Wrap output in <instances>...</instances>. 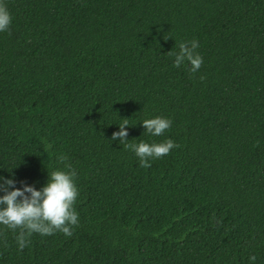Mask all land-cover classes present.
<instances>
[{
    "label": "trees",
    "instance_id": "16d2710c",
    "mask_svg": "<svg viewBox=\"0 0 264 264\" xmlns=\"http://www.w3.org/2000/svg\"><path fill=\"white\" fill-rule=\"evenodd\" d=\"M0 4V177L39 191L70 163L78 190L71 236L19 250L0 225V264H264V0ZM193 40L196 73L168 55ZM124 119L179 147L141 167Z\"/></svg>",
    "mask_w": 264,
    "mask_h": 264
},
{
    "label": "clouds",
    "instance_id": "9594fccd",
    "mask_svg": "<svg viewBox=\"0 0 264 264\" xmlns=\"http://www.w3.org/2000/svg\"><path fill=\"white\" fill-rule=\"evenodd\" d=\"M10 24L11 15L6 6L0 4V32L8 31ZM198 47L199 43L195 40L191 41L190 45L180 43L178 53H168L169 56L175 57L173 66L179 68L182 63L188 61L191 65L190 71L196 73L203 64L202 56L196 52ZM171 123V120L161 117L145 119L142 122L145 133L152 136L163 135L171 127ZM125 126H129L127 119L119 125L121 130L112 134V139L118 138L126 150L133 151L139 157L141 167H151L149 159L161 158L168 155L171 149L179 147L171 139L151 145L145 142L128 143ZM66 160V156L59 157L60 163ZM64 166L68 171L57 170L48 173V181L39 191L26 184L23 188H15L13 179L0 177V191L5 193L0 196V225L14 232L19 230L15 237L19 250H23L33 233L47 236L60 231L66 236H71L72 227L78 225V214L73 207L78 196L74 183L77 173L70 163H65ZM5 246L7 247V244ZM250 260L255 261L256 257L251 256Z\"/></svg>",
    "mask_w": 264,
    "mask_h": 264
}]
</instances>
